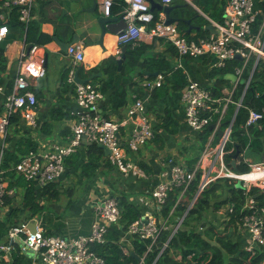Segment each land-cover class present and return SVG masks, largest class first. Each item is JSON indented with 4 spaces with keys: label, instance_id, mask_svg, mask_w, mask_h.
<instances>
[{
    "label": "built area",
    "instance_id": "built-area-1",
    "mask_svg": "<svg viewBox=\"0 0 264 264\" xmlns=\"http://www.w3.org/2000/svg\"><path fill=\"white\" fill-rule=\"evenodd\" d=\"M125 1L127 6L123 10L122 18L126 21V27L118 33L120 46L136 44L144 38H161L174 46L180 57H213L212 67L219 68L223 67L227 60L238 55L244 60V65L251 55H255L257 60L264 59V0H228L223 21L209 19L215 32L207 37L185 35L177 22H166L163 11H159L158 14L152 11L148 0ZM35 2L36 0H2L0 9L17 8L20 21L28 26L34 20ZM172 2L173 0H163V4ZM114 3L115 0H100L99 9L102 15L111 16ZM2 10L0 43L9 33L8 25L3 23L6 15ZM260 16H263L262 23L259 29L254 31V25ZM67 53L74 63L85 61L84 49L80 43L71 44ZM117 54L121 57L120 48ZM46 72L45 49L43 45L33 44L20 54L19 71L14 77L11 91L7 92L6 84H0V216L6 208V196L17 193V189L9 188L11 179L7 175L8 169L3 166L5 153L11 142L17 138L12 134V120L19 117L17 127L23 131L39 127L38 97L33 85L37 79L43 78ZM242 73L243 68H237L238 77L234 87L232 90L224 89L227 96L224 97L225 103L221 113L233 101V92ZM75 78L76 72L72 70L68 82L75 85V99L81 110L76 113L77 118L71 126L67 141L51 140L29 150L13 167L15 173L42 191L45 186L61 179L65 172L66 159L78 151L83 141H88L103 143L110 150L109 161L122 173L148 178L149 173L128 156L121 139V130L127 126L131 127L127 145L131 153H136L155 138L152 118L146 111L144 98L135 97L134 102L128 106L126 118L112 119L103 113L102 104L106 95L100 85L92 81L80 83ZM163 82L164 74L159 73L155 78H149L143 83L147 89L153 90ZM182 100L185 104L186 122L194 131H202L213 124L215 127L192 172L184 163H173L160 172V181L152 190L153 199L162 212L170 191L176 187H183V194L198 171L201 173L199 192L218 178L226 177L235 179L236 182L241 181L247 199L238 227L245 240L243 248L250 257H253L264 247V205L250 195L249 191L252 187L264 191V161L253 162L246 157L245 160L249 161L250 165L248 172L236 171L226 163L225 156L228 153L227 143L230 140L232 123L222 128L221 118L214 121V114L220 112V109L212 106V103L218 100L213 97L208 87L190 79L182 92ZM241 105L242 99L238 102V107ZM262 117L261 112L251 108L246 126L257 124ZM220 128L224 133L219 135L218 141L214 143L215 135ZM94 209L97 219L93 222L89 234L64 238L47 234L39 224L32 230L31 223L35 220L37 223L35 217L13 226L9 230V242L0 243V252L8 254L13 250L10 241L20 239V251L38 256L41 264H104L105 258L94 249V246L108 241L110 226L119 223L121 208L116 197L108 196L96 202ZM217 212L222 216L223 222L228 223L233 206L227 204ZM181 221L172 227L171 214L167 217L163 213L148 214L131 223L118 242L125 251L132 249L131 241L136 237L142 240L149 239L153 244L165 231L170 230L172 237L180 228Z\"/></svg>",
    "mask_w": 264,
    "mask_h": 264
},
{
    "label": "trees",
    "instance_id": "trees-1",
    "mask_svg": "<svg viewBox=\"0 0 264 264\" xmlns=\"http://www.w3.org/2000/svg\"><path fill=\"white\" fill-rule=\"evenodd\" d=\"M40 2L46 3V0ZM172 3L181 5L172 11V15L184 19L178 23V26L185 35L193 36L191 32H187L189 25L185 21L192 18V22L195 21L200 26L196 37H207L212 33L209 29L211 24L209 19L223 21L228 0H193L197 8L186 0H173ZM1 4L2 0H0ZM126 6L125 0H115L111 15L117 14L122 17ZM158 12V10L155 11L156 14ZM262 20L263 16H260L254 25V31L259 29ZM3 23L8 25L12 36L8 35L7 39L0 43V84H6L7 92H10L13 82H6L5 78L8 66L6 55L8 42L13 38L23 36L27 46L45 45L52 40V36L43 31L42 23L38 19H34L28 26L21 22L17 8L10 10ZM122 47H125V51H123L125 60L120 70H118V58L115 56L108 57L98 66L89 69L81 68L80 70V75L83 77L101 73V76L95 78L93 82L100 84L105 95L110 92L109 100L104 105L103 112L118 109L127 104L129 96L127 85L121 84L114 88L115 77L117 74H131L139 65L144 70L142 76L147 78H155L153 75H148L152 71H160L164 74L162 85L151 91L148 90L153 99L163 98L187 87L189 83L187 73L182 68L176 67L168 59L148 57L147 52L151 47L147 43L139 41L136 44L122 45ZM169 47L173 54H177L174 46L170 45ZM239 67L243 68V73L233 92V101L221 113L225 103L224 97L227 96L224 89L234 87L238 77L236 70ZM208 75L213 80L211 84H208V88L213 97L218 100L212 103V106L220 109V112L214 114V121L216 122L221 118L222 128L232 123V132L227 143L228 153L225 156L226 163L236 171L248 172L250 165L249 161L245 160L246 157L256 162L264 159V59L257 60L255 55H251L244 65V60L240 56H236L227 60L221 68L212 67ZM241 99L242 105L238 107V102ZM251 108L261 112L263 117L257 124L247 127L246 123ZM149 111L154 113L156 124L163 131L170 133L179 131L180 123L169 107L166 106L162 112H158L155 107L150 105ZM105 115L107 116V113ZM19 119V117H15L11 125L12 134L16 136L20 130L17 127ZM196 132H198V152L187 158L185 163L190 172L195 169L213 129L207 126L204 130ZM155 134V140L162 141V135L157 131ZM218 139L219 132L215 135L214 143ZM17 140L18 144L16 146L12 144L3 159V166L8 169L7 175L11 179L9 188L17 189V193L6 196V206L10 207V213L6 218L0 219V243L9 242V230L13 226L19 225L24 220L35 218L42 212L44 203L41 200L54 201L61 194L57 183H51L44 187L42 195H40V189L15 173L13 167L23 154L38 146V142L31 140L30 137L21 136ZM160 146L163 147V144ZM237 149L240 150V154L235 160L234 154ZM87 153L88 160L80 163L81 172H76L80 178L91 180L100 167L112 164L110 161L103 162L106 152L98 143H91ZM80 157L79 152L68 157L65 162L66 167L73 168L80 161ZM234 162H236L235 165ZM140 165L146 169L147 173H153L152 168L146 164L140 163ZM200 181L201 173L198 171L183 194V187H176L169 193L162 209L163 215L167 217L171 214L172 222H178L183 218L180 228L173 236L171 237L170 230L165 231L153 244L149 239L133 238L130 251H125L118 242L122 234L121 231H127L131 223L142 217V212L132 201L129 193L120 192L118 195H112L118 196V202L121 203L120 220L119 223L115 224L118 228L110 227L108 234L110 240L94 246V249L105 258L104 264H264V247L255 256L250 257L249 253L244 250L241 241L243 238L239 231L238 222L244 214L243 208L247 199L244 189L237 186L235 179L222 177L212 181L199 192ZM20 192L22 197L20 201L16 202ZM249 194L256 197L260 204L264 205V191L260 188L252 187ZM227 204L233 206L230 221L225 224H223L224 222L214 223L211 219L212 214L215 217L216 212ZM18 263L19 258L15 257L13 264Z\"/></svg>",
    "mask_w": 264,
    "mask_h": 264
},
{
    "label": "crops",
    "instance_id": "crops-1",
    "mask_svg": "<svg viewBox=\"0 0 264 264\" xmlns=\"http://www.w3.org/2000/svg\"><path fill=\"white\" fill-rule=\"evenodd\" d=\"M40 1L42 0H36L35 2L34 19L41 21L43 31L52 36V40L43 45L47 57L46 75L37 79L33 85V90L38 95L37 118L39 127L24 131L20 129L17 133L18 138L21 136L30 137L31 140L38 142V146L51 140L67 141L71 133V126L77 118L76 113L81 110L75 99V85L68 82L70 72L72 70L76 72L79 69L80 74L81 68L89 69L98 66L110 56H115L119 60L123 55V47L120 46L118 33L115 31H120L124 28V19L117 14L111 15L110 17L114 18L115 21L109 23V25L114 30L108 29L103 34L102 24L99 20L100 17L104 16L99 9L100 0H97V2L96 0H46V3H41ZM156 1L163 3V0ZM186 1L194 5L193 0ZM3 12L7 18L10 10H4ZM44 12L45 14H43ZM200 13L202 12L200 11ZM188 20L190 21L189 24L193 26L191 35L196 37L200 26L195 21L193 23L192 18ZM8 35L12 36V32L11 35L10 32ZM75 36L78 37L79 41L74 43H80L85 53V61L80 63H74L68 56L67 50L64 51L62 46L54 39L58 37L62 43H67L73 41ZM140 42L150 45L151 48L147 52L148 57H160L170 60L176 67L182 68L187 73L189 80H196L206 87L213 82L208 75L214 61L213 57H180L178 53L173 54L169 50L170 45L161 38H144ZM28 47L23 36L13 38L8 42L6 48L8 57V66L5 73L6 82H13L19 71L20 54ZM118 48L122 51L121 57H118ZM143 71L142 66L139 65L131 74L116 75L114 88L119 87L121 84H126L129 95L128 101L124 107L105 111L103 112L104 114L107 113L109 118L118 120L127 117L128 106L134 102L135 97L144 98L146 93H148L149 89L144 86L143 82L149 78L142 76ZM154 72L156 71L150 73ZM150 73L148 75H152ZM80 76L88 78L91 75L88 77ZM153 76L156 77L155 75ZM182 92L183 90L173 92L160 99H153L148 93L150 105L155 107L158 112H162L166 106L172 110L180 123V129L176 133L163 131L162 128L157 126L154 113L148 111L152 118L154 130L162 135V141L154 138L138 152L131 153L127 145L131 127L127 126L121 130L122 145L128 152V156L139 165L144 163L152 168L153 173L149 174L148 178H140L132 173H122L113 164L100 167L91 180L80 178L76 172L80 173V163L88 160L87 150L91 144V142L83 141L76 152L81 154L80 161L73 168L65 167L63 176L56 182L61 191L58 199L54 201L42 200L44 209L36 217L37 224L43 227L47 234L64 238L89 234L93 222L97 219L94 209L95 203L108 196L118 195L120 192L130 194L132 201L141 210L142 217L148 214H162L163 211L160 212L152 195V190L160 181V172L173 163L185 164L187 158L194 156L198 152V132L194 131L186 122ZM109 95L110 92L106 94L102 109L108 102ZM17 139L13 140L11 145L14 144L16 146L18 144ZM190 140L191 144L189 143ZM162 144L163 147L160 146ZM108 156L105 153L103 162L109 161ZM78 186L84 188L85 191L82 189L77 193ZM42 191L40 190V195H42ZM18 200L17 197L16 201ZM9 213L10 207L6 206L0 219L6 218ZM212 216L217 218L218 215L214 217L212 214ZM110 227L118 228L115 224ZM121 232L120 237L123 235V231ZM16 240L18 242L10 241L13 245L11 252L8 254L0 252V264H7L8 262L13 264L15 257L19 258L18 264H41L38 256L20 251L21 240ZM107 240L110 239L107 237ZM241 241L244 246L245 240L242 239ZM5 255L7 259L11 260H6Z\"/></svg>",
    "mask_w": 264,
    "mask_h": 264
},
{
    "label": "water",
    "instance_id": "water-1",
    "mask_svg": "<svg viewBox=\"0 0 264 264\" xmlns=\"http://www.w3.org/2000/svg\"><path fill=\"white\" fill-rule=\"evenodd\" d=\"M148 1H149L150 4H151V10H152V11H156V10H158V11H163V12L165 13V15H166V22H167V23H174V22L179 23V22H181V21H184V19H182V18H178V17H175V16L172 15V11H173L176 7L181 6L180 4H163V3L158 2V1H156V0H148ZM96 2H97V0H96ZM97 4H98V3H97ZM99 20H100V23L102 24L103 34H104L108 29H109V30H114V29L109 25V23L115 21L114 18H112V17H110V16H103V17H100ZM185 21H186L188 24L190 23L189 20H185ZM123 23H124V28H125V27H126V21L123 20ZM124 28H123V29H124ZM123 29H122V30H123ZM192 29H193V26L189 24V27H188V29H187V32L190 33ZM209 29L211 30L212 33L215 32V29H214V27H213L212 24L209 25ZM120 31H121V30H120ZM120 31H115V32L119 33ZM54 39H55V41H57V43H59V44L62 46V49H63L64 51H66V50L68 49V47H69L71 44H73L74 42L79 41V39H78L77 36H75V38L73 39V41H71V42H67V43H62V41H60V39H59L58 37H55ZM122 50L125 51V47H123ZM238 56H239V55H238ZM124 60H125V54H123L122 57L118 60L119 70L121 69ZM159 73H160V71H156V72H154V73H150V74L157 76ZM100 75H101V74H93V75H91V76L88 77V78H82V77L80 76V74H79V69H77V71H76V78H75V79H76L77 82H80V83H86V82H89V81H93L94 78H96L97 76H100ZM148 96H149L148 93H146V95L144 96V100H145V104H146V111H149V105H150V102L148 101ZM214 127H215V124H213V125L210 126V128H212V129H213ZM223 133H224V130H223L222 128H220V129H219V135L221 136V135H223ZM98 145H99L100 147H102V148L106 151V154H107V155H109L110 150H109V149H108L103 143H98ZM239 154H240V150L237 149L236 153L234 154V159H235V160L238 158ZM263 161H264V159H263ZM235 164H236V162H234V165H235ZM241 184H242L241 181H238V182H237V186L241 187ZM117 198H118V200H119V197H117ZM119 205H120V208H121V203H120V201H119ZM182 221H183V218H182ZM182 221H181V223H182ZM31 224H32V225H31V229H32V230H35V229H36V225H37L36 220L33 221ZM12 242H18V240L13 239ZM22 242H23V241H22Z\"/></svg>",
    "mask_w": 264,
    "mask_h": 264
},
{
    "label": "rangeland",
    "instance_id": "rangeland-1",
    "mask_svg": "<svg viewBox=\"0 0 264 264\" xmlns=\"http://www.w3.org/2000/svg\"><path fill=\"white\" fill-rule=\"evenodd\" d=\"M232 88L233 87H229V90H232ZM189 143L191 144L192 142H191V140L189 141ZM253 162H256L255 160H253V159H251ZM78 189H77V193H79L82 189L85 191V189L84 188H82L81 186H78L77 187ZM21 197H22V193L20 192V194L18 195V201H20V199H21ZM42 199V198H41ZM18 201H16V202H18ZM42 201V200H41ZM217 213V215H218V212H216ZM211 219H212V221L214 222V223H217V224H219V223H221V222H223V219H222V216L219 214L218 216H217V218H213V216H211ZM177 225V222H172V220H171V226L172 227H175L176 225ZM223 224H225V223H223Z\"/></svg>",
    "mask_w": 264,
    "mask_h": 264
},
{
    "label": "clouds",
    "instance_id": "clouds-1",
    "mask_svg": "<svg viewBox=\"0 0 264 264\" xmlns=\"http://www.w3.org/2000/svg\"><path fill=\"white\" fill-rule=\"evenodd\" d=\"M93 82V81H92ZM173 211V210H172ZM180 220H182V219H180ZM182 224V223H181Z\"/></svg>",
    "mask_w": 264,
    "mask_h": 264
},
{
    "label": "bare ground",
    "instance_id": "bare-ground-1",
    "mask_svg": "<svg viewBox=\"0 0 264 264\" xmlns=\"http://www.w3.org/2000/svg\"><path fill=\"white\" fill-rule=\"evenodd\" d=\"M252 175V174H251Z\"/></svg>",
    "mask_w": 264,
    "mask_h": 264
}]
</instances>
